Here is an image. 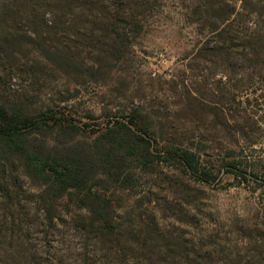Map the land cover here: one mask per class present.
Returning a JSON list of instances; mask_svg holds the SVG:
<instances>
[{
	"label": "trees",
	"instance_id": "16d2710c",
	"mask_svg": "<svg viewBox=\"0 0 264 264\" xmlns=\"http://www.w3.org/2000/svg\"><path fill=\"white\" fill-rule=\"evenodd\" d=\"M10 10L12 4L3 5L4 14ZM153 11L152 0H22L18 9L34 27L32 34L38 37L42 28L54 29L56 35L60 25H69L64 27L65 34H70L68 28L72 31L74 23L90 27V31L79 29L73 34L88 45L96 41L104 45L108 49L104 52L115 63L123 60L130 42L142 35ZM49 15L53 20H49ZM191 15L196 19V33L201 40L191 59L193 65L209 63L212 73H227L233 88L225 89L222 80L216 82L218 96H213L211 103L215 108L211 107L210 111L219 120L223 113L218 108L226 103L250 105L247 99L238 101V92L252 89L258 81L264 85V23L261 21L264 8L252 0H200ZM54 59L59 66L69 68L65 55L54 54ZM241 73L246 76L237 78ZM90 74L95 77V73ZM260 90L261 86L254 94ZM145 120L140 111H131L108 123L113 126L107 131L134 128L133 141L113 138L112 146L105 151L97 149L96 157L82 150L52 155L42 153L34 144L29 145L26 136L42 128L77 129L67 114L50 108L34 115H20L0 104V202L4 207L0 216V244L3 240L14 242L7 251L13 249L24 264H51L47 258L43 262L37 260L47 253L37 255L36 250L34 253L22 248L26 240L38 233L19 231L22 220L28 216L29 205H34L41 213L36 215L42 218L38 225L47 227L48 232L67 225L81 238L79 244L73 242L67 249L55 250L54 259H59L54 264L65 261L68 264H264V217L256 225L232 222L231 230L225 233L220 230L222 226L216 232L209 230L202 220L187 211L199 205H195L197 200L192 198L187 185L179 190L182 185L179 178L167 180L168 186L159 199L154 197L156 191H151L146 200L135 199L126 205L111 195V190L127 189L128 176L115 155L122 154L120 149L127 147L123 156L136 163L133 175H147L155 165L171 163L180 171L181 179L184 174L200 184L209 182L206 172L201 171L197 154L182 149L178 143L150 140L142 128ZM115 143L122 148L114 146ZM16 157L23 172L15 167ZM233 167L239 169L240 164L233 163ZM19 171L30 179L34 189L26 196L21 178L15 174ZM12 206L20 212L18 217L9 211ZM124 206L126 210L122 213ZM1 251L7 252L0 249V259L4 257ZM8 259L6 256L0 264H12Z\"/></svg>",
	"mask_w": 264,
	"mask_h": 264
},
{
	"label": "rangeland",
	"instance_id": "374dc122",
	"mask_svg": "<svg viewBox=\"0 0 264 264\" xmlns=\"http://www.w3.org/2000/svg\"><path fill=\"white\" fill-rule=\"evenodd\" d=\"M252 1L264 8V0ZM199 2L152 0L154 11L142 35L130 42L123 60L115 63L106 55L108 49L104 45L97 41L88 45L73 34L79 29L90 31V27L74 23L72 31L68 28L70 34H65L64 27L69 25H60L56 35L54 29L42 28L38 37L32 34L34 27L28 24L25 15L18 12L22 0H0V104L20 115H34L50 108L67 114L77 129L42 128L26 136L25 142L29 145L34 144L42 153L52 155L82 150L96 157L97 149L107 150L118 136L131 143L134 128L107 131L113 126L108 123L131 111H140L146 119L142 128L149 139L178 143L182 149L197 154L201 171L206 172L209 182L200 184L184 174L181 179L180 171L171 163L155 165L147 175H133L136 163H131L129 156L127 159L123 156L127 147L120 149L122 154H115L128 176L127 189L122 192L114 185L117 191L111 190V195L126 205L135 199L146 200L151 191H156L154 197L159 199L168 186L167 180L179 178L182 181L179 190L187 185L192 198L197 200L195 205H199L189 207V214L202 220L205 228L216 232L222 226L220 230L225 233L231 230L232 222L256 225L264 217V97H260L264 95V85L258 81L252 89L238 92V101L247 99L250 105L226 103L217 107L222 117L215 118L210 108H215L211 101L213 96H218L216 82L222 80L225 89L233 88L227 73H212L209 63L195 66L191 60L201 42L196 33L198 24L191 15ZM5 4H12V10L4 14ZM48 18L53 20L52 15ZM261 21L264 23V18ZM54 54L65 55L69 68L59 66ZM90 73H95V77ZM245 74L237 78H244ZM259 86L262 90L254 94ZM195 96L199 98L196 101ZM99 134L117 135L99 137ZM14 161L15 167L23 172L19 159L16 157ZM233 163L240 164L239 169ZM20 171L15 174L21 178L23 196H26L34 189L30 179ZM29 208L19 231L38 232L22 246L27 251L36 250L37 255L47 253L41 260L37 257L38 261L47 258L54 264L59 259H54L55 250L67 249L73 242L81 243L80 236L70 226L59 225L57 230L48 232L47 227L38 225L42 218L36 215L41 213L34 205ZM125 208L120 212H125ZM3 209L0 202V216ZM9 211L15 217L20 214L14 206ZM13 244L3 240L0 249L10 250ZM1 253L4 257L0 261L9 256L12 264H24L13 249Z\"/></svg>",
	"mask_w": 264,
	"mask_h": 264
},
{
	"label": "built area",
	"instance_id": "2783aa9c",
	"mask_svg": "<svg viewBox=\"0 0 264 264\" xmlns=\"http://www.w3.org/2000/svg\"><path fill=\"white\" fill-rule=\"evenodd\" d=\"M160 57L162 58V57H163V55L161 54V55H160Z\"/></svg>",
	"mask_w": 264,
	"mask_h": 264
}]
</instances>
